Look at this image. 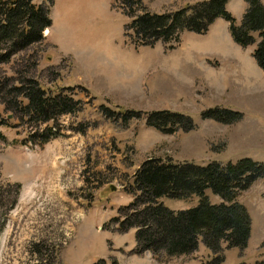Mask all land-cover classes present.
Listing matches in <instances>:
<instances>
[{
  "label": "rangeland",
  "instance_id": "obj_1",
  "mask_svg": "<svg viewBox=\"0 0 264 264\" xmlns=\"http://www.w3.org/2000/svg\"><path fill=\"white\" fill-rule=\"evenodd\" d=\"M198 1L143 3L152 12H171ZM115 4L54 0L51 34L34 48L37 76L46 89L81 101L78 113L59 119L60 135L43 147L29 142L30 124L0 103V209L9 208L6 215L0 211V264H217L202 242L190 256L138 253L137 228L114 231L118 224L112 222L133 201L127 188L148 158L201 166L244 158L264 163V69L255 47L237 44L229 23L218 18L205 34L184 31L174 49L161 42L136 48L127 43L132 30L125 36L129 18ZM247 6L231 0L228 11L241 23ZM214 108L243 116L232 124L204 119L203 112ZM127 111L143 117L123 125ZM155 111L183 113L196 127L163 133L146 124L145 116ZM208 196L221 202L210 190ZM238 200L250 212L251 236L244 250L225 249L222 264L264 260V178ZM163 203L185 210L199 199Z\"/></svg>",
  "mask_w": 264,
  "mask_h": 264
},
{
  "label": "trees",
  "instance_id": "obj_2",
  "mask_svg": "<svg viewBox=\"0 0 264 264\" xmlns=\"http://www.w3.org/2000/svg\"><path fill=\"white\" fill-rule=\"evenodd\" d=\"M38 1L0 0V103L13 118L30 124L34 133L30 134L29 142L43 147L52 137L61 134L62 116L81 110V101L65 90L46 89L37 76L38 54L34 48L43 44L44 32L53 24L51 8L54 5V0ZM230 1L202 0L171 12H152L143 0H115V7L129 18L125 36L127 30H132L128 43L136 48L161 42L166 49H174L184 31L205 34L218 18H224L237 44L243 48L256 45L253 56L264 69V3L245 0L247 10L238 23L227 9ZM105 109V116L111 118L112 111ZM121 116L123 125L128 126L143 114L127 111ZM242 116L241 112L222 108L203 112L204 119L227 124L239 121ZM145 119L147 126L166 134L179 130L189 132L196 127L190 116L178 112L155 111ZM262 178L264 163L250 158L228 164L212 162L206 166L148 158L127 188L133 201L121 207L120 216L113 219L118 224L114 231L137 228V252L151 251L158 259L190 256L202 242L216 255L217 264H222L226 259L225 249L244 250L248 246L252 218L238 198ZM209 190L221 198L219 204L210 201ZM194 197L199 199V205L185 210H171L163 203L164 198L191 200ZM13 206L14 203L10 209ZM2 212L6 215L9 208ZM6 218L1 229L6 225ZM94 264H107V261ZM253 264H264V260Z\"/></svg>",
  "mask_w": 264,
  "mask_h": 264
},
{
  "label": "crops",
  "instance_id": "obj_3",
  "mask_svg": "<svg viewBox=\"0 0 264 264\" xmlns=\"http://www.w3.org/2000/svg\"><path fill=\"white\" fill-rule=\"evenodd\" d=\"M262 2L264 3V0H262ZM230 3V2H229ZM229 3H228V6H229ZM228 6H227V8H228ZM48 34V37L50 36V34H51V29L49 28L47 31H46V35ZM53 42V41H52ZM54 43V42H53ZM55 44V43H54ZM253 48L255 47V45L254 46H252Z\"/></svg>",
  "mask_w": 264,
  "mask_h": 264
}]
</instances>
